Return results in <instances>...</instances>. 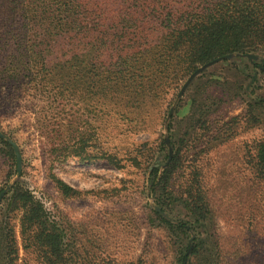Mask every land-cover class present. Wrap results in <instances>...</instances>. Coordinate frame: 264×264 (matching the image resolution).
I'll list each match as a JSON object with an SVG mask.
<instances>
[{"label":"rangeland","instance_id":"rangeland-1","mask_svg":"<svg viewBox=\"0 0 264 264\" xmlns=\"http://www.w3.org/2000/svg\"><path fill=\"white\" fill-rule=\"evenodd\" d=\"M11 25L0 18V37ZM262 61L264 50L221 59L180 96L191 73L178 81L144 80L145 93L122 84L109 94L89 78L69 82L55 73L34 80L27 98L0 102L1 138L21 155L18 175L13 149L11 155L0 142V264L9 258L49 264L31 234L22 235L21 211L8 206L15 182L42 204L60 234L62 264H181L186 248L182 264H264V179L256 166L264 142ZM73 142L86 148L81 159L66 149ZM176 153L181 167L169 191L153 190L152 171L158 178ZM51 177L76 194L62 195ZM193 178L207 207L204 219L186 204ZM155 213L183 230L171 231ZM8 232L15 257L6 252Z\"/></svg>","mask_w":264,"mask_h":264},{"label":"trees","instance_id":"trees-1","mask_svg":"<svg viewBox=\"0 0 264 264\" xmlns=\"http://www.w3.org/2000/svg\"><path fill=\"white\" fill-rule=\"evenodd\" d=\"M2 17L14 26L6 38L0 37V102L7 105L27 98L34 80L53 78L55 73L69 82L89 78L98 92L109 94L122 84L130 88L135 84L137 91L145 93L149 86H143L144 80L178 81L214 59L264 50V0H0ZM261 69L264 73V66ZM0 142L12 155L11 146L3 138ZM79 142L85 145L83 138ZM78 143L66 149L81 159L86 148ZM55 147L54 151H60ZM104 158L119 166L116 157ZM256 166L264 179V142L257 145ZM179 167L176 153L158 178L154 169L153 190L167 193ZM51 180L62 195L76 194L60 179ZM191 181L185 191L187 207L204 219L207 207L199 182L197 178ZM8 206L21 211L22 235L31 234L48 263H64L61 236L48 225L42 204L15 182ZM155 214L171 231L183 230V225L178 227ZM11 234L6 237V252L15 257ZM201 246L195 244L191 254L197 255ZM187 249L181 264L188 257ZM8 264H15V259L9 258Z\"/></svg>","mask_w":264,"mask_h":264},{"label":"water","instance_id":"water-1","mask_svg":"<svg viewBox=\"0 0 264 264\" xmlns=\"http://www.w3.org/2000/svg\"><path fill=\"white\" fill-rule=\"evenodd\" d=\"M225 58H227V56H223V57H220V58L214 59V60H212V61H210V62H208V63L202 65L201 67L195 69V70H194V71L188 76V78L186 79L185 83L182 85V87H181V89H180V91H179L178 96H180V95L183 93V91L186 89V87L188 86V84H189V83L195 78V76L198 75V74H199L204 68H206V67H208V66L214 64L215 62H217V61H219V60H221V59H225ZM248 58L253 59V55H249ZM228 59H229V58H228ZM1 137H2V134H0V138H1ZM9 143H10V145H11L13 151H14V154H15V158H16V166H17V167H16V168H17V174L19 175V174H20V169H21V155H20V153L18 152V147H17V145H16L15 143L11 142V141H10ZM4 195H5V191H2V192L0 193V201H1V199L3 198Z\"/></svg>","mask_w":264,"mask_h":264}]
</instances>
